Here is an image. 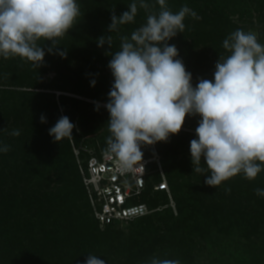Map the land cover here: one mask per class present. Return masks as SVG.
<instances>
[{
  "label": "trees",
  "instance_id": "1",
  "mask_svg": "<svg viewBox=\"0 0 264 264\" xmlns=\"http://www.w3.org/2000/svg\"><path fill=\"white\" fill-rule=\"evenodd\" d=\"M133 2L138 5L134 22L108 32L113 13L119 17ZM145 2L160 11L157 0ZM77 3V24L53 53H48L51 41H38L45 51L41 66L0 56V147L9 146L0 151V264H85L89 254L105 264H150L154 256L181 264H264V196L256 194L264 189V170L254 180L241 173L217 188L207 186L210 173L193 172L190 141L197 137L191 116L167 142L141 149L143 159L160 156L170 194L155 189L162 175L152 161L144 189L128 201L147 204L150 213L100 225L80 163L106 148L105 105L114 83L108 64L120 50V37L146 24L147 13L139 0ZM166 4L173 13L187 5L197 14L187 15L183 33L167 42L178 49L193 86L201 78L214 80L219 56L229 54L223 41L235 30L252 31L264 44V0ZM102 36L112 37L111 46H98ZM62 116L75 125L73 138L55 142L49 129ZM14 129L19 136L10 134ZM124 222L126 229L120 227Z\"/></svg>",
  "mask_w": 264,
  "mask_h": 264
},
{
  "label": "clouds",
  "instance_id": "2",
  "mask_svg": "<svg viewBox=\"0 0 264 264\" xmlns=\"http://www.w3.org/2000/svg\"><path fill=\"white\" fill-rule=\"evenodd\" d=\"M157 3L158 13L139 0V8L147 13L146 24L121 36L120 50L109 61L114 83L105 105L110 114L105 157L115 159L123 171L134 170L143 165L142 146L167 142L182 130L186 117L199 116L197 138L190 141L193 172L210 173L204 183L214 188L241 173L254 180L264 170V44L252 31L235 30L223 41L229 54L219 56L214 80L201 78L193 86L178 49L167 42L183 33L187 15L197 14L187 5L173 13L166 0ZM128 9L119 17L113 13L108 32L134 22L137 3ZM80 15L77 0H0V56L19 57L38 68L45 57L38 41H51L48 53H53ZM111 39L100 37L98 46L110 45ZM58 54L66 57V52ZM74 127L62 116L49 135L55 142L71 139ZM10 134L20 132L14 129ZM0 151L8 152L9 146ZM256 194L264 196V189H256ZM85 264L105 261L89 254ZM150 264L181 262L154 256Z\"/></svg>",
  "mask_w": 264,
  "mask_h": 264
},
{
  "label": "built area",
  "instance_id": "3",
  "mask_svg": "<svg viewBox=\"0 0 264 264\" xmlns=\"http://www.w3.org/2000/svg\"><path fill=\"white\" fill-rule=\"evenodd\" d=\"M75 152L78 155V150ZM152 161L158 163L162 175V180L155 185V189L166 190L170 194L158 154L144 158L143 165L131 171L121 170L115 159L105 157L104 150L100 155H91L85 164L80 163L83 183L89 195L93 214L102 227L113 221H127L150 213L147 204H128V201L141 194L149 174L148 166ZM171 205L173 207L175 205L172 199Z\"/></svg>",
  "mask_w": 264,
  "mask_h": 264
},
{
  "label": "rangeland",
  "instance_id": "4",
  "mask_svg": "<svg viewBox=\"0 0 264 264\" xmlns=\"http://www.w3.org/2000/svg\"><path fill=\"white\" fill-rule=\"evenodd\" d=\"M54 93H56V95H59L60 93H62V92H60V91H56V92H54ZM191 117H193V120H194V123L192 124L193 126H192V128H194V130L196 129V127L198 126V122H199V120H200V117L199 116H191ZM98 134V133H97ZM81 160V159H80ZM126 226H127V223H120V227L121 228H123V229H126Z\"/></svg>",
  "mask_w": 264,
  "mask_h": 264
}]
</instances>
